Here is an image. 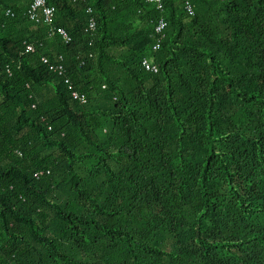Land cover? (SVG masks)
I'll use <instances>...</instances> for the list:
<instances>
[{
    "label": "trees",
    "instance_id": "trees-1",
    "mask_svg": "<svg viewBox=\"0 0 264 264\" xmlns=\"http://www.w3.org/2000/svg\"><path fill=\"white\" fill-rule=\"evenodd\" d=\"M47 2L0 0V264H264V0Z\"/></svg>",
    "mask_w": 264,
    "mask_h": 264
},
{
    "label": "built area",
    "instance_id": "built-area-1",
    "mask_svg": "<svg viewBox=\"0 0 264 264\" xmlns=\"http://www.w3.org/2000/svg\"><path fill=\"white\" fill-rule=\"evenodd\" d=\"M147 1H151V2H155L157 5L158 9H162L163 4H162V0H147ZM186 8L188 9V11L190 13H193V9H192V3L191 0H186ZM55 7L52 5H48L47 0H32L31 6L28 10V14H30L31 19L35 20V21H40V18L43 19L44 22L48 23V24H52L54 22V14H55ZM89 12H92V8L88 9ZM12 13L11 10H8L7 12ZM41 14V16H40ZM90 30H94L95 29V21L92 18L90 20ZM167 27V21L161 19L158 23H156V33L159 34V39H158V43L154 46V48H158L160 41L165 37V30ZM60 34V36L65 39L66 41L71 40L68 32L66 29L58 27V28H52L51 29V35L55 34V33ZM26 45V50L27 51H35V47L33 44L31 43H27V41L24 42ZM44 63H50L49 58L47 57H43L42 58ZM143 66L147 69V70H152V71H157V65L154 64L152 61H149L148 59H144L143 60ZM50 69L54 70V71H58L59 74H63L65 69L62 65L59 64H50ZM66 82H69V80L67 79ZM72 95L75 99H79L81 100V102L85 103L87 102V98L84 94H80L77 91H73Z\"/></svg>",
    "mask_w": 264,
    "mask_h": 264
}]
</instances>
